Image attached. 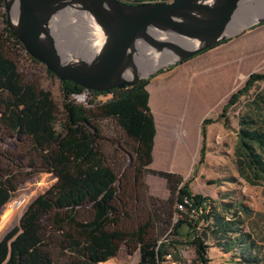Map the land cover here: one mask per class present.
<instances>
[{
    "label": "trees",
    "instance_id": "obj_1",
    "mask_svg": "<svg viewBox=\"0 0 264 264\" xmlns=\"http://www.w3.org/2000/svg\"><path fill=\"white\" fill-rule=\"evenodd\" d=\"M4 8L5 0H0V211L18 189L19 177L9 166L4 168L3 161L19 168L28 165L53 173L56 182L27 206L20 225L0 240V264H102L119 252L114 240V223L122 210L120 175L110 164L103 147L109 142L99 135L87 116L88 106L146 100L144 86L176 65L133 85L108 91L61 81L63 102L60 107L51 91L29 78L20 67L18 55L37 64L41 62L34 59L12 33ZM229 40H222L198 54ZM47 72L55 75L48 69ZM109 94L110 98L98 100L101 95ZM82 95H86L83 102L78 99ZM243 97L248 100L246 112L238 118L237 164L249 183L264 185V72H252L243 86L229 96L216 118L203 119L198 163L205 162L207 157V127L219 121L229 127V113ZM144 121L140 117L133 124L134 134L145 131ZM2 145L9 148L3 149ZM18 146L23 149L10 150ZM114 150L119 148L115 146ZM185 199L190 204H186L185 210H179L177 204ZM192 208L195 213L191 212ZM177 214L179 218L175 220ZM249 214L245 201L231 194L216 200L193 193L189 181L183 183L181 179L174 224L160 241L142 242L139 264H163L169 259L180 264H195L183 257L181 246L193 248L196 260L208 264L209 240L227 253L246 257L248 251L256 248L251 234L245 230ZM250 261H260L257 251Z\"/></svg>",
    "mask_w": 264,
    "mask_h": 264
},
{
    "label": "water",
    "instance_id": "obj_2",
    "mask_svg": "<svg viewBox=\"0 0 264 264\" xmlns=\"http://www.w3.org/2000/svg\"><path fill=\"white\" fill-rule=\"evenodd\" d=\"M5 5L10 30L34 59L61 81L95 91L133 85L264 23V0H5ZM74 9L98 26L97 50L80 54L67 43L65 33L75 27L67 12ZM56 21L63 25L54 32Z\"/></svg>",
    "mask_w": 264,
    "mask_h": 264
},
{
    "label": "rangeland",
    "instance_id": "obj_3",
    "mask_svg": "<svg viewBox=\"0 0 264 264\" xmlns=\"http://www.w3.org/2000/svg\"><path fill=\"white\" fill-rule=\"evenodd\" d=\"M121 1L133 3L138 0ZM141 1H143V3L156 2L155 0ZM4 10L6 12V5ZM223 46L222 49L224 52L221 50L223 53L222 55L228 56V60L225 59L221 62L222 64L214 63V61H211L210 57L203 55L199 58H195L193 64L185 65L186 68L182 67L184 69L183 71H185V69L188 71L185 82L189 90L188 99L190 102H193V104L197 103L200 105L205 118H216L229 96L243 86L252 72H264V24H258L247 28L239 35L232 37L229 42ZM17 60L20 67L28 74L29 78L36 79L45 89L51 91L55 101L62 107L63 94L61 90V80L56 75L48 73L47 67L43 63L37 64L21 55L17 56ZM199 65L200 71H203L204 75L206 74V78L204 77L205 87L202 86V82L201 84H198V82L194 83L193 75H191L198 71V69H191H196ZM173 70H176V68ZM221 71L223 72V76L219 75ZM176 75L178 74L173 71V75H169L165 78L167 80L172 79V77ZM110 97V94L101 95L98 100L104 101ZM85 98L86 95L78 96V99L82 102ZM247 100V97H243L240 103L230 111L229 127H225L222 121L212 123L207 127V157L205 162L200 164L198 162L202 135L201 132L197 134L196 131L201 128V124L194 126V123L190 121V117L186 114L177 118V120L181 122V125H186L181 127L183 132L181 138L186 139L189 130L191 134L192 131L195 130V134L193 133L192 135L193 139H191L193 141L184 142L185 145L186 143L190 145V142L195 143L196 136L198 137V141H201L199 144V151H194L191 155L189 164H184L182 169L176 171V173L183 176V183L189 181V186L193 193H200L216 200H220L224 196L227 197L231 194L235 199L245 201L250 208V214L246 216L245 219V230L251 234L252 240L256 243V248L248 251L245 255L246 257H241L238 253H227L221 250L209 240L208 244L210 247L208 248L207 258L210 259V261H208V264H264V185H253L246 180L244 175L240 173L235 152L237 145L236 130L238 128V118L246 112ZM178 134L181 135L176 132L173 137L175 138L174 143L165 139L164 149L166 152L172 149L176 153L178 145L183 143L179 140ZM103 147L109 156L110 164L113 165L120 175V197L121 183L125 168L132 161L131 153L121 148V157L117 155L116 150H114L111 145L105 144ZM2 148H9V146L2 145ZM13 149L17 151L23 149V146H18L16 148L12 147L10 150ZM188 151L190 152L189 149ZM179 160L180 159L176 157V164L180 165L183 161L185 162V159L182 161ZM3 162L2 165H4V168L9 166L10 169L12 168L15 172H18L19 177L17 181L18 189L0 211V240L12 228L20 225V219L27 206L38 195L56 182V176L53 173L41 169L36 170L34 167L30 168L28 165H23L24 167L19 168L9 162ZM27 163L28 161L26 164ZM124 164L127 165L123 167L122 165ZM170 169H172L171 166ZM149 177H151L150 174ZM152 178V181L160 180L158 176H153ZM141 179L144 182L146 180L145 175H142ZM166 193L169 196L167 190ZM120 202L122 205V210L120 212H122L124 206L121 199ZM256 251L260 257V261H250L253 259V255ZM181 253L188 261L195 264L202 263V261L196 260L195 251L191 247L181 246ZM109 264H115V262L110 261ZM163 264H172V259L164 261ZM177 264L180 263L177 262Z\"/></svg>",
    "mask_w": 264,
    "mask_h": 264
},
{
    "label": "crops",
    "instance_id": "obj_4",
    "mask_svg": "<svg viewBox=\"0 0 264 264\" xmlns=\"http://www.w3.org/2000/svg\"><path fill=\"white\" fill-rule=\"evenodd\" d=\"M228 42L179 63L175 67L176 70H173L175 68L165 70L153 77L143 88L147 93L146 100H133L113 106H88L87 116L99 135L113 148L115 146L119 148L116 151L117 155L121 156L123 149L129 151L132 156L128 166L122 165L126 168L119 198L124 209L118 213L114 223V240L119 246V252L102 264H109L110 261H114L115 264H139L142 242L160 241L171 230L179 182L181 179L184 181L183 176L176 171L182 169L184 164H189L191 155L194 151H199L201 142L196 136L195 143L185 145L184 142L193 141L191 139L195 130L192 134L189 130L186 139L181 138L183 133L181 127L186 125H181L177 118L186 114L194 126L201 124L205 118L200 105L193 104L188 99L189 90L185 84L188 71L186 69L183 71L182 67L186 68L185 65L193 64L195 58L203 55L210 57L214 63L222 64L225 59L228 60V56L222 55L223 45ZM199 68L200 65L196 69H191H198L191 74L193 82L198 84L202 82V86L205 87L206 74L204 75ZM173 71L178 75L167 80L165 77L173 75ZM219 75L223 76V72H219ZM140 117L145 120V131L136 135L132 132V126ZM174 132L181 134H178V138L183 143L178 145L176 153L172 149L166 152L164 141L168 139L174 143ZM199 132L201 128L196 131L197 134ZM176 157L180 159L179 161L185 159V162L176 164ZM142 175L146 177L144 182L141 179ZM153 176H158L160 180L152 181Z\"/></svg>",
    "mask_w": 264,
    "mask_h": 264
},
{
    "label": "bare ground",
    "instance_id": "obj_5",
    "mask_svg": "<svg viewBox=\"0 0 264 264\" xmlns=\"http://www.w3.org/2000/svg\"><path fill=\"white\" fill-rule=\"evenodd\" d=\"M67 14L70 16L71 23L75 26L73 32H70V34L65 33V36L68 37L67 43L75 47V50L80 54H85L88 50H97L102 42V34L91 16L75 9L69 10ZM62 25L61 21H56L53 27L54 32L62 28ZM82 43L84 46L91 43V46L82 47Z\"/></svg>",
    "mask_w": 264,
    "mask_h": 264
},
{
    "label": "built area",
    "instance_id": "obj_6",
    "mask_svg": "<svg viewBox=\"0 0 264 264\" xmlns=\"http://www.w3.org/2000/svg\"><path fill=\"white\" fill-rule=\"evenodd\" d=\"M186 204H190L189 201H188V199H185V200L183 201V203H178V204H177V208H178L179 210H185V209H186ZM191 212H192V213H195V212H196L195 208H192V209H191ZM178 218H179V215L177 214L176 217H175V220H178ZM170 257H171V256L169 255L168 258H170ZM172 264H177V262H176V261H172Z\"/></svg>",
    "mask_w": 264,
    "mask_h": 264
}]
</instances>
